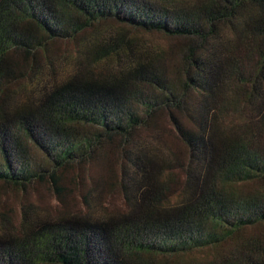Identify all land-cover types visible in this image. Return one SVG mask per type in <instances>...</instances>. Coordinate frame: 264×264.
I'll return each mask as SVG.
<instances>
[{"label": "trees", "instance_id": "obj_1", "mask_svg": "<svg viewBox=\"0 0 264 264\" xmlns=\"http://www.w3.org/2000/svg\"><path fill=\"white\" fill-rule=\"evenodd\" d=\"M44 179L0 264H264V0H0V185Z\"/></svg>", "mask_w": 264, "mask_h": 264}, {"label": "rangeland", "instance_id": "obj_2", "mask_svg": "<svg viewBox=\"0 0 264 264\" xmlns=\"http://www.w3.org/2000/svg\"><path fill=\"white\" fill-rule=\"evenodd\" d=\"M151 40H149L150 43L152 44H156V46L158 45H165V42L157 40L155 37H150ZM151 44V45H152ZM58 48L62 49V50H69L71 51V49L73 48V45L71 43H62L60 45H58ZM18 61L19 62H23L24 61V57L23 56H19L18 57ZM73 70H76V64H75V60L72 59L71 57H69L68 59L62 61V59H57V63H56V76L59 80H63L65 79L70 73L73 72ZM52 74L50 72H44V75L41 76V78H43V76H46L47 78H49ZM38 82V80H37ZM36 80H34L33 83H31L30 87L36 86L37 84ZM21 99L24 100L25 96L24 94L20 95ZM17 97V100L18 98ZM88 167L93 168V165L87 164ZM99 167L95 166L93 168L95 173L99 172ZM67 180L65 183V186H68V191L66 192V194L69 197V201H70V205L72 210L78 211L80 209V205H81V200L82 199V192L78 191V187L77 185H71V183L69 182L70 179H74L73 175L72 176H66ZM103 192V188H99L98 191L93 193V197H100L101 194ZM112 195V193L110 194ZM111 199L108 201V205L111 203H115V205L120 206V201L121 197L119 195V193L115 192V197L114 196H110ZM30 198V201L33 204H36L39 207H48V209L50 208L51 212H53V214H55V216L57 214H59V212L61 210H63V206L61 204H59L56 200L55 194L52 191L51 185H50V181L47 179H44L43 181H39V182H35L32 183L29 187H28V194L27 195H23L21 192L17 191L16 189L7 187V186H2L0 185V212H6L8 213L7 215L12 219V221L14 222L15 225L19 224L21 222L22 219V198ZM107 201V200H105ZM91 203V207H98V202L95 200L93 201L92 199L90 200ZM111 208V207H110ZM42 215H48V211L47 210H42L39 212ZM35 216V213L32 215V217ZM0 232H2L1 229V225H0Z\"/></svg>", "mask_w": 264, "mask_h": 264}]
</instances>
